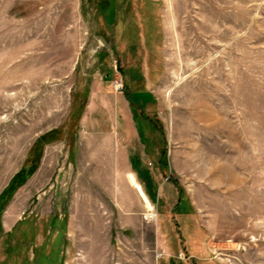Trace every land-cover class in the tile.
I'll return each mask as SVG.
<instances>
[{"label":"rangeland","instance_id":"1","mask_svg":"<svg viewBox=\"0 0 264 264\" xmlns=\"http://www.w3.org/2000/svg\"><path fill=\"white\" fill-rule=\"evenodd\" d=\"M127 35L159 133L139 203L77 152ZM0 264H264V0H0Z\"/></svg>","mask_w":264,"mask_h":264},{"label":"crops","instance_id":"2","mask_svg":"<svg viewBox=\"0 0 264 264\" xmlns=\"http://www.w3.org/2000/svg\"><path fill=\"white\" fill-rule=\"evenodd\" d=\"M126 37L125 48L124 46L122 49L120 48L123 57V63H121V65L123 64V88L105 94V97L109 96L113 103L109 106V110L114 118V125L86 131L77 144V152L82 154L83 164L86 166L91 165L90 160L92 158H98L102 160L98 163L99 165L108 163L113 167V172L116 176L118 175L117 179L124 182V190L136 198L139 203V195L134 186L141 187L147 198L149 188L143 187L139 181V175L144 173L150 186L152 176L144 168V161L154 159L155 145H157L154 141L157 140L159 133L157 128L148 121L146 113L139 109L152 99L150 91L144 87L142 81L143 62L141 60L139 62V44L141 41L134 42L130 35ZM177 194L179 195L178 192L174 191L171 195V206H168L167 210H160L158 213L170 214L173 209L185 208ZM151 198L153 201L159 199V201L167 200L170 203V196L162 194L159 189L151 195ZM176 212L175 210L173 215L178 214ZM182 212L186 213L188 210Z\"/></svg>","mask_w":264,"mask_h":264},{"label":"built area","instance_id":"3","mask_svg":"<svg viewBox=\"0 0 264 264\" xmlns=\"http://www.w3.org/2000/svg\"><path fill=\"white\" fill-rule=\"evenodd\" d=\"M120 87H121V84H120V82H116L115 84H114V89H120Z\"/></svg>","mask_w":264,"mask_h":264},{"label":"bare ground","instance_id":"4","mask_svg":"<svg viewBox=\"0 0 264 264\" xmlns=\"http://www.w3.org/2000/svg\"><path fill=\"white\" fill-rule=\"evenodd\" d=\"M148 216V218L150 219V220H154V217H155V214L154 215H147ZM155 221V220H154Z\"/></svg>","mask_w":264,"mask_h":264}]
</instances>
